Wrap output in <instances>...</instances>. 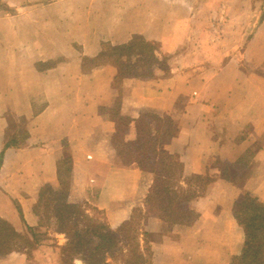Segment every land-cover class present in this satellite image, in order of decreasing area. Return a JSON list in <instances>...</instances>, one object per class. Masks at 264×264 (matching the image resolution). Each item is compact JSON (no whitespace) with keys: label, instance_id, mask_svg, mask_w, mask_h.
<instances>
[{"label":"crops","instance_id":"obj_1","mask_svg":"<svg viewBox=\"0 0 264 264\" xmlns=\"http://www.w3.org/2000/svg\"><path fill=\"white\" fill-rule=\"evenodd\" d=\"M200 32L206 45L192 40L183 47L184 37ZM133 36L174 56L172 75L125 79L121 115L133 121L143 111L169 116L176 133L164 150L181 161L184 177L214 180L190 204L199 219L171 231L146 214L153 177L121 163L112 142L115 122L109 110L100 111L118 97L117 69L83 70V60L96 57L103 44ZM41 63L55 65L39 70ZM23 119L26 143L6 149L0 165V219L29 245L0 257V264H61L67 238L54 224L40 226L34 206L43 186L59 188V162L68 155V201L98 212L111 230L141 212L150 264H230L244 244L235 201L250 194L264 204V0H0V154ZM256 141L263 148L248 158L240 185L223 179L219 164L235 163Z\"/></svg>","mask_w":264,"mask_h":264},{"label":"trees","instance_id":"obj_2","mask_svg":"<svg viewBox=\"0 0 264 264\" xmlns=\"http://www.w3.org/2000/svg\"><path fill=\"white\" fill-rule=\"evenodd\" d=\"M170 60L171 56L162 51L159 43L147 42L141 36H133L129 42L116 46L105 43L96 57L83 60L85 72L105 65H113L117 69L112 86L118 91V97L112 107L100 108V111L103 114L109 110V118L115 122L116 132L112 142L121 163L137 164L141 171L152 175L153 183L145 202L146 214L159 217L165 223L166 231H171L175 225L191 226L199 219V214L190 204L201 197L214 180L199 176L184 177L181 161L164 150L176 133L169 116L143 111L133 121L121 115L120 109L121 87L125 79L151 80L159 77V74L170 77ZM54 65L41 63L37 69L45 70ZM133 122L136 137L129 141L127 136ZM22 124L17 135L11 136L5 143L0 154V165L6 149L21 147L26 143L28 132L25 119ZM262 148L256 141L235 163L221 162L219 167L223 179L240 185L241 182L236 179L244 177L250 161L248 158ZM72 170V158L68 155L59 162V188L43 186L34 206L40 226L54 224L56 230L67 238V244L60 249L61 264H74L77 258L85 264H107L108 257L115 260L117 251L122 253L123 264H150V241L147 233L140 230L143 214L135 213L129 222L115 230L109 229L87 212V205L68 201ZM233 215L243 229L244 244L240 255L233 257L230 264H264V204L245 194L235 201ZM29 231L33 237L36 236L32 230ZM141 235L144 237L142 244ZM28 243V239L0 219V257Z\"/></svg>","mask_w":264,"mask_h":264},{"label":"rangeland","instance_id":"obj_3","mask_svg":"<svg viewBox=\"0 0 264 264\" xmlns=\"http://www.w3.org/2000/svg\"><path fill=\"white\" fill-rule=\"evenodd\" d=\"M199 11L200 12H204V11H206V5L205 6H201L200 8H199ZM207 11H208V8H207ZM207 23H208V21H206L205 20V18H204V20H199V25H198V28H199V30H201L203 33L205 32V30H204V28H207ZM250 31H251V29H250ZM201 34V32L197 35V36H194V37H189V38H185L184 37V43H183V47H189L190 46V43L192 42V40H198V41H200L201 42V44L200 45H202V44H204L205 43V45L207 44V41L209 40V39H206L205 37H204V34ZM226 39H230L229 37H227ZM217 39H215V41H216ZM221 41V40H220ZM198 49H200V48H198ZM184 50L186 51V53H187V55L189 56L190 55V52H194V54H196V49L195 48H184ZM171 56V59L174 57V56H172V55H170ZM177 60V59H176ZM12 122V121H11ZM13 122L15 123V124H19V123H21L20 122V120L17 118V117H13ZM239 182H241V181H239ZM92 216H93V218H96L97 220H101L100 218H101V216H100V214H98V213H92ZM53 230H55V229H53ZM121 254L122 253H120V251L118 252H116V254H114V256H115V260H113L116 264H122V262H121Z\"/></svg>","mask_w":264,"mask_h":264}]
</instances>
